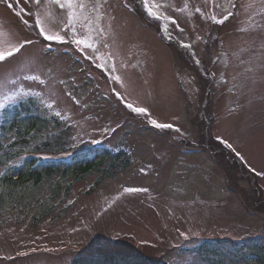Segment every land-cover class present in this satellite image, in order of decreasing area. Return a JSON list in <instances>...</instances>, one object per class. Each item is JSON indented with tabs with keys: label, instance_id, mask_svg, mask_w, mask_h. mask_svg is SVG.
Returning <instances> with one entry per match:
<instances>
[{
	"label": "rangeland",
	"instance_id": "obj_1",
	"mask_svg": "<svg viewBox=\"0 0 264 264\" xmlns=\"http://www.w3.org/2000/svg\"><path fill=\"white\" fill-rule=\"evenodd\" d=\"M9 2L0 0V31L35 43L18 56L19 78L0 72L16 81L0 98L17 94L0 109V146L17 143L5 118L28 100L48 129L27 134L21 159L0 151V264L130 254L149 264H264V0H148L155 27L134 9L138 0H76L85 4L75 8L77 36L94 50H45L21 23L32 5ZM33 11L52 28L68 10L41 0ZM46 144L58 152L40 153L47 161L79 155L83 144L108 155L82 176L4 192L9 166L21 169L25 153ZM247 241L245 252L232 244Z\"/></svg>",
	"mask_w": 264,
	"mask_h": 264
},
{
	"label": "trees",
	"instance_id": "obj_2",
	"mask_svg": "<svg viewBox=\"0 0 264 264\" xmlns=\"http://www.w3.org/2000/svg\"><path fill=\"white\" fill-rule=\"evenodd\" d=\"M17 113L14 117H9L6 115V123L7 124V130H11L12 132L16 133V142L12 143L14 144L12 146H9L8 150L4 149V146H0V151L5 150L3 156H8L9 158H22L21 154L25 152L20 151L22 150L23 144L27 134H35L37 132L42 133L44 130L48 129V126H45V123H42L41 120L37 119H30V112L29 110H26L28 119L23 120L18 119L20 117L21 111L15 110ZM18 119V120H17ZM4 120V121H5ZM31 137H33L31 135ZM17 146H20L17 148ZM52 147L51 144H46L42 147V149H39L38 151H28L25 153L27 154H33V153H48L51 152V154H57L58 152H52L49 151ZM12 148H17L16 150H11ZM101 149L97 150H89L87 152L81 153V155L70 157V159L67 160H60V161H54L49 160L45 161L38 157L36 159L34 156H29L26 159H24L23 166L21 169L17 170L18 167L16 166H9L10 168L6 171V174L4 176L6 185L4 186V189H6L4 192L14 193L19 188H27L28 183L33 184L37 187H39V184H42L45 181L53 180L57 175L60 173L62 174H70L74 175L75 177L82 176V174H85L92 170L93 167H96L101 164V161L103 159L107 158V151L100 152ZM12 152H16L15 155L12 154ZM104 152V153H103ZM24 155V154H23ZM123 156L121 154L116 155V160H120ZM6 161H11L10 159L6 158ZM68 191L70 190V187L67 188ZM32 196H27L25 199L28 201H32ZM218 244V245H216ZM215 244V248L210 250L212 254H215L218 252L216 248H219L220 242H217ZM239 247V246H238ZM251 246H247L244 248H250ZM242 248V246H240ZM253 250H257V248H253ZM242 252V251H239ZM72 264H149L145 258H142L141 255H135L130 254L129 256H119L118 258L107 256V258H104L102 260H91L88 257H80L76 258Z\"/></svg>",
	"mask_w": 264,
	"mask_h": 264
},
{
	"label": "snow or ice",
	"instance_id": "obj_3",
	"mask_svg": "<svg viewBox=\"0 0 264 264\" xmlns=\"http://www.w3.org/2000/svg\"><path fill=\"white\" fill-rule=\"evenodd\" d=\"M7 4V7L12 8L14 5L9 2V0H2ZM19 2V0H17ZM26 2L32 7L26 10V16H20L21 23L26 28H32L34 31H37L38 35L42 38L43 42H56L57 44H75L78 50H83L84 48L93 49L95 48L94 44L89 42V39H83L77 36V29L75 27L76 15L75 8L84 9V3H76V0H50L51 3L58 5L60 9H67V19L60 24L53 25L52 28L45 26L44 19L41 18L38 11L34 15L33 9H38L41 5V0H26ZM106 2V0H105ZM143 7L147 9L148 15H155L152 9L148 6V0H143ZM22 11H25L22 9ZM197 12L200 11L199 8L196 9ZM18 16L20 14H17ZM232 13L229 12L227 16L223 19L218 20L217 23H223L224 20L228 19V16H231ZM32 20V23H29V20ZM213 20L216 19L215 16L212 17ZM100 32H103V29H99ZM71 33V35L69 34ZM35 43L32 39L24 38L20 39L17 33L11 29H3L0 31V72L10 69L11 74L17 75L19 78L18 72L22 71L23 61L18 59L19 55H22V50L25 49L26 45H32ZM50 43H45V50L50 47ZM17 61L15 65L12 64V61ZM27 80L36 81L39 80L38 76H27ZM117 79H119L117 77ZM43 83V81H40ZM15 84V80H10L7 75L0 79V88H7L9 84ZM119 96V93H117ZM17 94L15 92L11 94L5 93L2 98H0V109H4L10 103L16 101ZM127 108L131 109L136 113H145L147 110L142 107H134L132 104H127ZM59 115V113H57ZM153 124H156L155 121H152ZM157 127H171V125H156ZM96 143V141H93ZM231 147V145H228ZM126 191H146L145 189H126ZM187 238V237H186Z\"/></svg>",
	"mask_w": 264,
	"mask_h": 264
}]
</instances>
